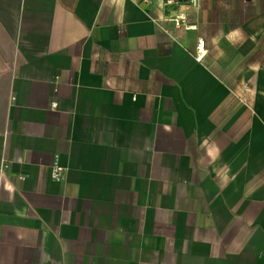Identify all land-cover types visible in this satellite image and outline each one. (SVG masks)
Returning <instances> with one entry per match:
<instances>
[{
  "label": "crops",
  "instance_id": "0c3cea01",
  "mask_svg": "<svg viewBox=\"0 0 264 264\" xmlns=\"http://www.w3.org/2000/svg\"><path fill=\"white\" fill-rule=\"evenodd\" d=\"M164 1L0 0V264H264V0Z\"/></svg>",
  "mask_w": 264,
  "mask_h": 264
},
{
  "label": "built area",
  "instance_id": "2783aa9c",
  "mask_svg": "<svg viewBox=\"0 0 264 264\" xmlns=\"http://www.w3.org/2000/svg\"><path fill=\"white\" fill-rule=\"evenodd\" d=\"M196 2L197 0H165V5L173 4L175 6V9H173V13L168 15L167 21H172L175 27H180L182 25L191 27L190 24L187 23L188 12L184 10L183 7L189 4H195ZM204 51V40L199 39L196 46L197 58H200ZM51 105L55 107L56 102H52ZM61 170L62 168L55 162L52 166L51 171L52 176L55 180L62 179Z\"/></svg>",
  "mask_w": 264,
  "mask_h": 264
}]
</instances>
